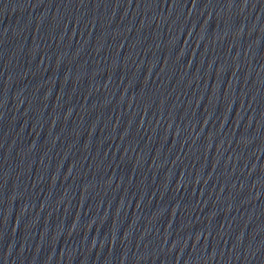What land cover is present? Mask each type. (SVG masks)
Wrapping results in <instances>:
<instances>
[{
  "label": "water",
  "instance_id": "water-1",
  "mask_svg": "<svg viewBox=\"0 0 264 264\" xmlns=\"http://www.w3.org/2000/svg\"><path fill=\"white\" fill-rule=\"evenodd\" d=\"M0 264H264V0H0Z\"/></svg>",
  "mask_w": 264,
  "mask_h": 264
}]
</instances>
